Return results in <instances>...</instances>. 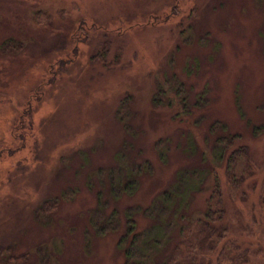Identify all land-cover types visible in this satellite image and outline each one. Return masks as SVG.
I'll return each instance as SVG.
<instances>
[{
  "label": "rangeland",
  "instance_id": "obj_1",
  "mask_svg": "<svg viewBox=\"0 0 264 264\" xmlns=\"http://www.w3.org/2000/svg\"><path fill=\"white\" fill-rule=\"evenodd\" d=\"M263 124L264 0H0V264H123L135 234L149 263L182 259L216 187L264 264ZM192 170L187 205L159 211Z\"/></svg>",
  "mask_w": 264,
  "mask_h": 264
},
{
  "label": "trees",
  "instance_id": "obj_2",
  "mask_svg": "<svg viewBox=\"0 0 264 264\" xmlns=\"http://www.w3.org/2000/svg\"><path fill=\"white\" fill-rule=\"evenodd\" d=\"M35 19L38 23H43L48 20V16L43 14L41 11L36 12ZM11 42H4L2 46L3 48H11L15 49L19 46L18 43L13 44ZM98 54H96L97 56ZM264 128L263 125H259L254 128L256 132H260ZM238 135H232L230 138H227L226 136H220L216 138V143L220 145L223 148H228L230 144L234 142V140L237 138ZM246 151L245 147H239L238 149L232 151L228 156L226 160V167H227V173L230 177H232L235 165H236V159L239 155L244 154ZM219 156L222 157L223 151H218ZM196 170H192L191 173L185 172L180 178L178 179V184L174 187H169L168 189L164 190L162 192L161 200L159 201L160 204V210L167 211L168 208L174 207V213H178L176 211V207L179 209V211L183 208V206L187 205L185 203L181 204L179 201L185 200L187 197L184 196V187L188 184V181L191 177H194L196 174ZM232 173V174H231ZM192 179V178H191ZM232 179H234L232 177ZM215 198L212 202L213 205H209L206 209V211L203 212L202 218L198 220L199 223L203 225L204 232H205V240L207 238V241L204 243L199 244V250L188 251L186 253V256H179L177 259L175 258V254L171 252L165 259L161 261H153L152 264H225L228 262L229 264H257V262H251L247 255L243 251H238V246L235 245L234 241L228 238V227L223 222L224 219V209L222 206V192L220 188L216 187L214 191ZM180 198V199H179ZM183 200H182V199ZM178 200V203H175V201ZM187 201L189 198L186 199ZM185 200V201H186ZM47 200L44 202L43 205H41L39 208V211H42L44 209L45 204L51 202ZM55 202V200H53ZM184 202V201H183ZM172 223V221L168 220L166 223H161L158 226H168ZM134 226V221L130 220V226L128 228V232L132 230ZM154 227H157L154 226ZM158 229L160 227H157ZM161 230V229H159ZM127 235H123L121 237L120 243L122 244L123 241H128ZM163 234H156L154 237H152L149 241L153 242L152 246L161 239ZM203 238V239H204ZM142 235L141 234H135L132 235L131 239L125 243L126 246L124 248V262L123 264H151L148 260V253L147 256L143 253V250L145 246H148L146 244H139L141 243ZM204 241V240H203ZM207 242V243H206ZM191 243H188V246ZM205 244V247H204ZM195 248V247H194ZM196 249V248H195ZM3 249H0V252H3ZM202 253L203 256L199 257L198 253ZM197 254V255H196ZM204 254H208L209 257H206ZM23 257V255H19L17 257H8L6 259H3V262L1 264H11L13 263V259L20 260ZM5 260V261H4ZM46 260H48L46 257L43 258L42 264H50Z\"/></svg>",
  "mask_w": 264,
  "mask_h": 264
},
{
  "label": "flooded vegetation",
  "instance_id": "obj_3",
  "mask_svg": "<svg viewBox=\"0 0 264 264\" xmlns=\"http://www.w3.org/2000/svg\"><path fill=\"white\" fill-rule=\"evenodd\" d=\"M71 38H74V36H72ZM27 104V103H26ZM13 130V129H12Z\"/></svg>",
  "mask_w": 264,
  "mask_h": 264
}]
</instances>
